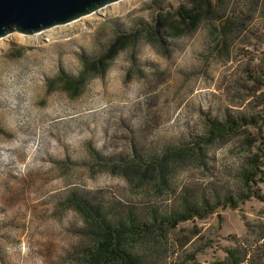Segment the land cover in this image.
I'll return each mask as SVG.
<instances>
[{"label": "rangeland", "instance_id": "rangeland-1", "mask_svg": "<svg viewBox=\"0 0 264 264\" xmlns=\"http://www.w3.org/2000/svg\"><path fill=\"white\" fill-rule=\"evenodd\" d=\"M237 2L225 0L218 11L229 15ZM163 3L169 9L191 2ZM155 16L150 0H118L39 34L0 38V264H75L91 241L78 211L63 203L74 191L111 208L114 220L130 210L141 216L150 209L173 212L184 196L198 201L240 192L238 173L259 152L260 139L248 148L243 133L229 132L205 146L206 120L264 114V86L249 76H264V17L251 13L245 30L227 46L212 48L204 22L157 41L145 30ZM117 29L142 31L134 46H124L100 72L91 70L79 92L71 93L60 74L78 76L81 55L100 53ZM197 142L204 163L178 155L163 191L137 187L127 174L96 161L128 160L134 150L159 155ZM243 215L260 230L264 204L252 197L236 207L220 204L204 220H173L171 244L159 248L158 261L178 262L183 250L174 239L195 228L200 236L184 251L206 236L213 246L197 252V260L224 258L229 235H248Z\"/></svg>", "mask_w": 264, "mask_h": 264}, {"label": "trees", "instance_id": "trees-1", "mask_svg": "<svg viewBox=\"0 0 264 264\" xmlns=\"http://www.w3.org/2000/svg\"><path fill=\"white\" fill-rule=\"evenodd\" d=\"M166 0H150L151 7L157 12L154 24L145 28L152 38L160 41L163 33L174 36L180 30L195 29L200 22L208 31L212 48L219 45L227 46L234 35H238L246 29L250 14L256 12L264 17V0H238L229 15H222L218 9L222 8L225 0H190V4H179L177 7L167 9ZM168 10L167 12H162ZM219 12V14H218ZM218 14V15H217ZM176 20L169 21L170 16ZM114 30V36L103 44L100 53L81 55L83 67L78 76L72 73L62 72L60 77L67 80V87L71 93H78L83 87L92 71L100 72L107 68L116 54L126 45H135L141 29L127 32ZM254 77L264 86V76L255 74ZM264 97V93H263ZM262 97V99H263ZM208 136L205 138V146L213 142L214 138L229 132L243 133L244 147L253 148L256 141L258 153L245 159L243 168L238 173L241 184L240 192L230 196L201 197L198 201L183 197L184 203L179 204V209L170 213L161 210L150 209L145 216L127 211L119 219H112V209L105 210L100 204L91 203L84 194L74 191L63 202L68 207L78 211L85 221L84 233L89 237L91 245L80 249L76 254L75 264H160L159 248L171 244L169 228L174 226L175 219L191 220L199 218L207 219L217 207L232 205L236 207L239 202L252 197L264 204V191L260 186L264 183V114L249 111L238 117L225 116L222 121L206 120ZM250 131H256L251 134ZM135 154L128 160L110 159L108 162L97 163L107 169L127 174L137 183V187L151 185L157 191H163L170 187L171 165L178 155L195 156L204 163L203 150L200 142L196 145L183 148H167L159 155ZM243 218L248 227V235L239 237L229 235V244L223 247L225 257H215L211 264H264V225L261 229L252 228L246 215ZM176 222V221H175ZM199 229L195 228L193 235L176 238L175 243L182 246V253H178L180 260L174 264H201L197 258V252L213 246L214 240L209 237H199L198 244L191 252L184 251V247L193 244V238L200 236ZM252 238V239H251ZM254 239V240H253ZM143 245V250L137 248ZM156 261H152V260Z\"/></svg>", "mask_w": 264, "mask_h": 264}, {"label": "water", "instance_id": "water-1", "mask_svg": "<svg viewBox=\"0 0 264 264\" xmlns=\"http://www.w3.org/2000/svg\"><path fill=\"white\" fill-rule=\"evenodd\" d=\"M116 1L0 0V38L9 34L32 35L82 18Z\"/></svg>", "mask_w": 264, "mask_h": 264}, {"label": "bare ground", "instance_id": "bare-ground-1", "mask_svg": "<svg viewBox=\"0 0 264 264\" xmlns=\"http://www.w3.org/2000/svg\"><path fill=\"white\" fill-rule=\"evenodd\" d=\"M80 19V18H79ZM77 20V19H76ZM75 20H73V21H71V22H69V23H72V22H74ZM69 23H67V24H69ZM44 31V30H43ZM43 31H41V32H43ZM40 32H38V33H35V34H39Z\"/></svg>", "mask_w": 264, "mask_h": 264}]
</instances>
